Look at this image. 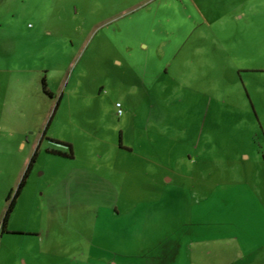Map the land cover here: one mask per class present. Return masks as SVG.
<instances>
[{
	"label": "rangeland",
	"instance_id": "374dc122",
	"mask_svg": "<svg viewBox=\"0 0 264 264\" xmlns=\"http://www.w3.org/2000/svg\"><path fill=\"white\" fill-rule=\"evenodd\" d=\"M198 2L205 45H225L226 60L264 64V0ZM107 3L27 0L20 16L1 18L0 221L39 149L10 222L36 225L58 215L82 242L107 230L116 237L119 222H166L173 236H207L214 225L220 240L208 249L218 251L219 264H264V180L258 177L264 176V158L258 157L264 153V130L248 141L249 132L232 131L233 120L211 115L203 130V115L195 112L206 98L180 107L177 94L164 93L163 81L150 92L142 70L113 63L120 59L117 43L95 28L112 8ZM232 74L221 67L223 91ZM201 87L210 86L204 80ZM238 91L245 93L243 85ZM151 106L156 118H164L159 132L148 125ZM161 108L164 116L157 115ZM40 135L43 143L33 153L30 145L22 148L26 138L34 143ZM66 142L73 160L46 153L66 151ZM199 142L210 143L216 162L199 159ZM242 151L252 160L239 159ZM171 170L179 175L167 184L164 176ZM240 199L253 206L240 208ZM106 248L124 251L116 244Z\"/></svg>",
	"mask_w": 264,
	"mask_h": 264
},
{
	"label": "crops",
	"instance_id": "0c3cea01",
	"mask_svg": "<svg viewBox=\"0 0 264 264\" xmlns=\"http://www.w3.org/2000/svg\"><path fill=\"white\" fill-rule=\"evenodd\" d=\"M26 1L0 0V27L4 25L3 17L20 16L25 10ZM105 1L112 8L103 13L102 20L95 28L96 31H104L107 39H113L117 43L116 51L120 59L112 60L113 63L119 67L126 65L142 70V75L148 77V80L144 79L142 83L150 92L157 89L163 81L164 93L177 94L180 107L197 105L199 102H205L206 98V104L201 103L198 112H195L203 115L200 126L203 130L210 115L233 120L232 131L249 132L248 141L252 135L258 134L259 128L264 130L262 60H226L229 57H226L228 52L225 45H205L199 23L202 22V9L198 0ZM246 46L248 49L249 42ZM221 67L224 70L230 67L233 72L231 82L225 84L228 89L226 91H223L224 84L220 82ZM204 80L209 84V88L202 89ZM241 85L245 89L244 94L238 91ZM213 87L215 90L211 91ZM206 93L214 95L208 96ZM156 110L149 109V114L154 118L148 117V125L159 132V129L163 128L164 118H156ZM158 111L160 114L157 115L164 116L165 108ZM43 138L42 135L36 137L34 143H30L26 138L22 148L30 145L33 153L42 145ZM235 142H232V145L237 146ZM65 144L72 146L68 142ZM201 144L199 142V146ZM202 146L203 150L198 149L199 159L203 163L216 162L212 159L216 157L214 152L208 151V148L212 147L210 143L205 142ZM258 157L264 158V153L260 152ZM252 158L247 151H242L239 157L244 161H251ZM166 174L164 179L168 181L167 184H174L179 175L177 171L172 170ZM258 177H263L264 180L262 173L258 174ZM260 199L264 202L262 193ZM251 201L240 199L238 204L242 205L240 208H249L253 206ZM113 210L119 214L118 206ZM63 216H66V213ZM58 220V215H54L48 222L36 225L9 221L7 233H3L0 221V264H219L218 251L214 253L213 249H208V246H212L209 244L218 243L220 240L218 234H213L214 225H210L211 234L207 236L196 232L193 235L173 236L170 234V226L165 225L166 222H119L116 237L111 236L107 230L108 234L98 237L95 234L83 237L82 242L71 237V223ZM95 223L97 225L98 222ZM212 223L217 225L219 222ZM227 223L235 225L234 222ZM76 243H82L83 246L77 247ZM108 244L119 245L124 251H109L106 248Z\"/></svg>",
	"mask_w": 264,
	"mask_h": 264
},
{
	"label": "trees",
	"instance_id": "16d2710c",
	"mask_svg": "<svg viewBox=\"0 0 264 264\" xmlns=\"http://www.w3.org/2000/svg\"><path fill=\"white\" fill-rule=\"evenodd\" d=\"M43 86H44V92L46 94L50 95L49 92L47 91L46 81L43 82ZM57 145H60V144H57ZM62 147H64L66 149V151H61L59 149H52L51 148V149H47L46 153L49 155L59 156V157H63V158L69 159V160H73L74 159V153H73L72 147L70 145H62ZM38 155H39V149H37L36 152L34 153L32 159L30 161L29 167H28L27 171L25 172L17 190L12 191L7 198L8 206H7L4 218L2 220L3 233H7V225L9 223V221L11 219V215L15 209L17 200L19 199V197H20V195H21V193H22V191H23V189L27 183V179L29 177V174L32 170L34 163L36 162V160L38 158Z\"/></svg>",
	"mask_w": 264,
	"mask_h": 264
},
{
	"label": "built area",
	"instance_id": "2783aa9c",
	"mask_svg": "<svg viewBox=\"0 0 264 264\" xmlns=\"http://www.w3.org/2000/svg\"><path fill=\"white\" fill-rule=\"evenodd\" d=\"M118 107H120V105L118 104ZM121 112V111H120Z\"/></svg>",
	"mask_w": 264,
	"mask_h": 264
}]
</instances>
